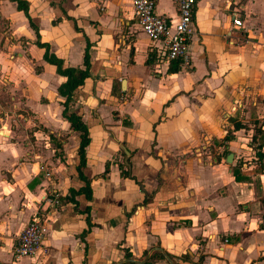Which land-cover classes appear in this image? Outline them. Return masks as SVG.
Returning a JSON list of instances; mask_svg holds the SVG:
<instances>
[{
  "label": "crops",
  "instance_id": "obj_1",
  "mask_svg": "<svg viewBox=\"0 0 264 264\" xmlns=\"http://www.w3.org/2000/svg\"><path fill=\"white\" fill-rule=\"evenodd\" d=\"M27 1L39 41L66 65L82 66L91 43L90 76L69 109L89 130L82 170L92 194L67 199L84 181L57 91L65 76L44 60L23 11L0 0V264H115L153 247L172 263L154 250L150 264H264V167L252 172L264 164V0H196L188 64L163 59L132 0ZM155 11L176 18L173 0H155ZM39 206L45 251L16 257Z\"/></svg>",
  "mask_w": 264,
  "mask_h": 264
},
{
  "label": "built area",
  "instance_id": "obj_2",
  "mask_svg": "<svg viewBox=\"0 0 264 264\" xmlns=\"http://www.w3.org/2000/svg\"><path fill=\"white\" fill-rule=\"evenodd\" d=\"M173 2L177 10L174 20L156 13L155 0H132L133 14L140 29L151 41L162 42L160 53L164 60L188 64L191 24L196 0H173ZM232 19L236 25L241 24L236 13H232ZM39 169L45 177H51V172L45 164H39ZM48 197L47 194L43 195V199L49 201L51 206L58 203L56 195L51 199ZM46 218V208L36 207L12 246L13 255L36 256L45 251L43 241L47 232Z\"/></svg>",
  "mask_w": 264,
  "mask_h": 264
},
{
  "label": "trees",
  "instance_id": "obj_3",
  "mask_svg": "<svg viewBox=\"0 0 264 264\" xmlns=\"http://www.w3.org/2000/svg\"><path fill=\"white\" fill-rule=\"evenodd\" d=\"M14 1L16 4L17 9L23 11L25 16L28 18L30 26L33 28V30L36 33V44L44 49L43 51V58L45 61L49 62L50 64H53L55 66V70L57 73L64 75L65 80L59 84L57 87L58 94L63 97L62 105V115L65 117V119L69 122V125L71 129L76 130L78 132V146H77V160L75 163V169L77 171L78 177L84 181V185L75 189V188H69L70 195L67 196V199L71 201H75L74 195L77 194H84L87 198L91 197L92 190H91V185H90V178L87 177L84 173L82 168L85 166V148L88 145L90 141V136H89V130L86 125V123L82 120L81 115L77 113L74 110L69 109V103L72 99L73 92L76 88L81 86L84 82L85 79H87L90 76V58H89V47L91 45L90 41L86 39L85 42V47L83 51V58H82V66H71V65H66L64 63L63 58L56 56L53 52L49 50V45L46 42H41L39 41V34H38V29L35 23L33 22L30 13H29V2L27 0H11ZM58 20V18H57ZM75 29L81 30L79 26H76L75 24ZM178 69V65L175 64L173 67H169V71H176ZM242 127V124L238 122H234V128L238 129ZM232 138V135L230 133H227L224 136V139L229 140ZM57 147H60L61 144L56 143ZM260 156H263L261 153H257ZM119 166L122 168L124 166V163H120ZM262 167H257L255 168L252 172L259 173L262 171ZM108 169V162L105 163V171ZM123 169V168H122ZM124 174H128V169H123ZM234 170V175L235 178H238ZM88 230H84L83 234L86 233ZM82 234V235H83ZM131 253L128 250H125V257H130ZM154 255L157 256H162L158 252L155 253ZM181 259L187 260L189 259L187 254H183L180 256ZM143 264H150L149 261H146ZM190 264H202V258L199 257L197 261H191Z\"/></svg>",
  "mask_w": 264,
  "mask_h": 264
},
{
  "label": "water",
  "instance_id": "obj_4",
  "mask_svg": "<svg viewBox=\"0 0 264 264\" xmlns=\"http://www.w3.org/2000/svg\"><path fill=\"white\" fill-rule=\"evenodd\" d=\"M232 159H233V153L231 151H228L227 154H226V157H225V161L227 163H231L232 162ZM154 250H158L160 251L164 257L170 262L172 263L171 259L168 257V255L160 248V247H153L148 253L147 255L145 256V258L143 260H133L132 258H125L124 260H120L118 262H116L115 264H122L124 262H130V261H137L139 263H144L147 258L149 257V254L151 253V251H154Z\"/></svg>",
  "mask_w": 264,
  "mask_h": 264
},
{
  "label": "rangeland",
  "instance_id": "obj_5",
  "mask_svg": "<svg viewBox=\"0 0 264 264\" xmlns=\"http://www.w3.org/2000/svg\"><path fill=\"white\" fill-rule=\"evenodd\" d=\"M263 100H264V97H263ZM258 121H259V119L255 120V124H257ZM41 127H42V126H41ZM253 127H254V129H259V130H261L260 126L254 125ZM56 138H57V137H56ZM61 138H62V137H61ZM204 143L206 144V142H204Z\"/></svg>",
  "mask_w": 264,
  "mask_h": 264
}]
</instances>
